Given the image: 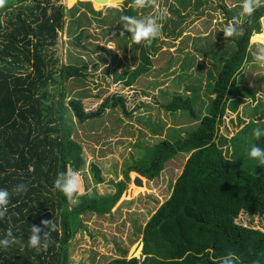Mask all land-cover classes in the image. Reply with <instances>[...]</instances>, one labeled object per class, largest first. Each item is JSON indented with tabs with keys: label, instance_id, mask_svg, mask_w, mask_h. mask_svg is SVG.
Returning a JSON list of instances; mask_svg holds the SVG:
<instances>
[{
	"label": "trees",
	"instance_id": "obj_1",
	"mask_svg": "<svg viewBox=\"0 0 264 264\" xmlns=\"http://www.w3.org/2000/svg\"><path fill=\"white\" fill-rule=\"evenodd\" d=\"M126 1L131 5L108 6L118 14L119 22L121 16L136 14L132 0ZM10 9L4 25L2 16ZM67 9L71 15L77 11L74 5ZM65 14V5L52 0H7L0 8V189L11 193L19 183L28 186L24 194H11L7 213L0 219V239L11 228L17 241L7 249L0 247V264H68V244L82 216L111 213L126 189L128 173L132 172V178L139 174L143 183L146 178L153 180L179 154L187 155L182 170L141 230L144 257L127 258L124 250L106 264H220L230 252L236 257L234 264H264V232L236 222L241 212L264 216V164L240 156L242 147L248 151L253 145L264 148V137L258 140L253 135V129H264V124L250 122V141L240 144L232 138L231 157L218 143L228 99L246 90L237 84V75L251 57L249 38L253 34L251 40L264 42V30L260 32L264 6L238 20L244 35L229 38L231 49L218 57L220 68L215 78L210 74L213 80L205 113L200 116L196 110L197 87L194 97L174 93L162 104L169 112H186L196 125L191 130L171 127L173 133L145 146L142 156L123 170L124 179L111 181L113 193H78L73 202L53 187L58 173L68 166L79 171L83 164L82 146L73 139L72 121L67 118L73 116L79 124L96 120L105 109L125 111V100L113 94L90 111L77 97L64 102L62 93L55 108L42 101L52 76L44 49L55 45ZM76 28L78 40L83 29L81 25ZM147 50L142 48L136 68L116 75L115 80L124 79L129 86L149 73L152 61ZM84 68L68 64L59 72L64 79L84 77ZM91 168L102 182L98 165ZM52 219L58 230L52 232L47 251L27 247L31 226Z\"/></svg>",
	"mask_w": 264,
	"mask_h": 264
},
{
	"label": "rangeland",
	"instance_id": "obj_2",
	"mask_svg": "<svg viewBox=\"0 0 264 264\" xmlns=\"http://www.w3.org/2000/svg\"><path fill=\"white\" fill-rule=\"evenodd\" d=\"M52 1L64 4L66 14L55 45L44 49L52 76L42 101L55 108L62 93L64 102L77 97L84 109L90 111L113 94L125 100V111L119 107L105 109L98 119L83 124L73 116L67 118L72 121L73 139L82 146L79 194L108 195L114 192L111 181L124 179L123 170L142 156L145 146L173 133L171 127L191 130L196 125L186 112H169L162 107L172 94L194 97L197 87L200 97L196 99V110L200 116L206 112L213 80L210 74L215 78L220 68L218 57L231 49V41L224 39L222 30L232 23V17L241 19L242 0H156L155 5L143 9L133 6L136 12L133 17L152 16L163 25L161 34L151 44L139 45L133 43L130 33L123 30L117 19L118 14L108 7L129 6L130 1L124 0L120 5H116L118 0ZM87 4L99 12H92ZM72 5L77 11L71 15L67 8ZM164 9L167 16L161 21L159 17ZM11 10L2 16L4 25ZM79 25L83 30L76 40V26ZM251 36L250 55L256 47L264 45V42L251 40ZM142 48L148 49L151 71L133 85H126L124 79L115 80L116 75L139 65ZM68 64L85 67V76L62 78L60 67ZM237 84H243L246 90L228 99L225 123L220 127L218 139V143L229 150L230 157L232 138L240 144L250 141L247 134L250 122L264 120V68L254 62L252 55L244 62ZM242 148L240 156L249 158L248 147ZM186 157V154H179L169 160L157 178H146L142 186L132 183V172L128 173L126 189L119 200L130 201L118 207L119 213L114 211V206L109 214L87 213L81 217V225L68 244V264H106L121 256L124 250H127V258L142 259L141 230L169 195ZM92 164L98 165L102 177L100 183L94 177ZM236 222L264 232V216H248L241 212Z\"/></svg>",
	"mask_w": 264,
	"mask_h": 264
},
{
	"label": "clouds",
	"instance_id": "obj_3",
	"mask_svg": "<svg viewBox=\"0 0 264 264\" xmlns=\"http://www.w3.org/2000/svg\"><path fill=\"white\" fill-rule=\"evenodd\" d=\"M7 0H0V8H3ZM132 4L137 9H143L148 6L156 4V0H132ZM264 6V0H242L241 3V16L251 17L257 8ZM167 16V10L164 9L159 17V20H164ZM123 30L130 33L133 43L139 45L141 43H148L158 38L161 34L162 23H159L157 18L146 16L140 19L136 17L124 15L120 17ZM122 31V32H124ZM224 39H229L237 36L244 35L243 25L238 20L229 23L223 30ZM254 62L264 68V45H260L251 52ZM258 123L264 124V121ZM253 135L259 140L264 137V129L256 127L253 129ZM249 158L258 160L264 164V148L253 145L248 153ZM55 190L62 192L65 197L72 201L76 194L80 193L82 187L81 175L77 170L68 166L65 171L57 174L53 182ZM28 191V186L25 183L15 185L11 193L8 189H0V219H3L7 213V206L10 201L12 193L24 194ZM41 226L32 225L30 236L27 241V247L35 249L36 251H47L51 243V234L58 230L56 223L52 220H42ZM17 243L11 228H8L3 239H0V247L7 249L11 245ZM236 257L234 253H228L221 258L220 264H234Z\"/></svg>",
	"mask_w": 264,
	"mask_h": 264
},
{
	"label": "water",
	"instance_id": "obj_4",
	"mask_svg": "<svg viewBox=\"0 0 264 264\" xmlns=\"http://www.w3.org/2000/svg\"><path fill=\"white\" fill-rule=\"evenodd\" d=\"M97 1H104V2H106L107 0H97ZM123 1H124V0H118V2H117L116 5H120V3H122ZM260 23H261V30H264V16L261 17V19H260ZM132 183H134L135 185H138V186L142 185V184H143V182H142V177H141L139 174H136V175L132 178ZM144 195H148V193H147V192H144ZM129 201H130L129 199H121V200H119V201L116 203L115 207H114V211H115L116 213H119V211H118V207H119L120 205H123V204H125V203H128Z\"/></svg>",
	"mask_w": 264,
	"mask_h": 264
},
{
	"label": "bare ground",
	"instance_id": "obj_5",
	"mask_svg": "<svg viewBox=\"0 0 264 264\" xmlns=\"http://www.w3.org/2000/svg\"><path fill=\"white\" fill-rule=\"evenodd\" d=\"M69 2V0H67V3ZM142 185H144V183L142 184ZM142 185H140V186H142Z\"/></svg>",
	"mask_w": 264,
	"mask_h": 264
},
{
	"label": "crops",
	"instance_id": "obj_6",
	"mask_svg": "<svg viewBox=\"0 0 264 264\" xmlns=\"http://www.w3.org/2000/svg\"><path fill=\"white\" fill-rule=\"evenodd\" d=\"M243 69V68H242ZM242 71V70H241ZM238 76V75H237Z\"/></svg>",
	"mask_w": 264,
	"mask_h": 264
}]
</instances>
